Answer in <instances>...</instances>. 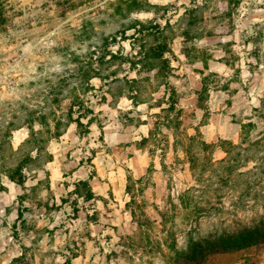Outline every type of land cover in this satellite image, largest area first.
Here are the masks:
<instances>
[{"label":"rangeland","instance_id":"rangeland-1","mask_svg":"<svg viewBox=\"0 0 264 264\" xmlns=\"http://www.w3.org/2000/svg\"><path fill=\"white\" fill-rule=\"evenodd\" d=\"M166 40L167 80L157 58ZM90 66L102 79L88 86L76 73ZM166 84L180 112H162ZM75 96L97 123L71 124L40 156L32 152L29 120L47 131L38 116L66 117ZM167 116L177 129L156 125ZM149 124L160 135L143 143ZM197 131L215 145L214 163L232 143L240 173L264 167V0H0V264H175L190 237L264 217L262 206L248 208L245 186L236 194L243 209L219 221L198 225L172 209L195 184L173 134ZM21 163L22 184L10 177ZM250 255L206 264H264V249Z\"/></svg>","mask_w":264,"mask_h":264},{"label":"trees","instance_id":"trees-1","mask_svg":"<svg viewBox=\"0 0 264 264\" xmlns=\"http://www.w3.org/2000/svg\"><path fill=\"white\" fill-rule=\"evenodd\" d=\"M157 51L160 54L157 57L160 59L159 65H162L160 73H162L167 80V77L169 78L172 75L170 62L165 58L166 54L171 53L168 41L166 40L165 42H162V44L158 46ZM148 58L149 56H145V62L143 61L141 63L143 67H145L144 65L146 64L151 68V65L146 61ZM77 72L78 82H86L88 83V86H90L89 83L94 77L101 78L91 66L88 67L87 70H79ZM127 82L129 84H136L137 80L133 79L128 80ZM165 88L167 92L171 91V96L168 98V108L163 109L162 112L164 114H170L174 111L180 112L177 110L178 102L175 100V91L169 86V84H166ZM76 91L79 90L76 89ZM136 93L137 96H133L132 98L133 102L138 98V91H136ZM54 103L58 104V101L55 100ZM76 114L78 115L77 118H75ZM89 114L93 113L83 102H81L79 96H75V101L67 110L66 117L59 118L57 117L56 112H51L50 114L41 113L40 116H38V122L46 127L47 131L39 133L35 132V118L30 119L27 124L29 138L26 140L25 144L34 143L35 147L32 152L36 151L37 155L40 156L42 152L46 150L47 143L53 138H60L71 124H76L77 129L84 126L82 124L84 119L88 120L86 124L88 129L93 124H96L97 121L88 117ZM50 116H54V126L52 128L47 122V119ZM163 119L165 120L164 124L159 122L156 125L159 126V124H162L170 131L172 125L175 124L176 129L179 126V121L175 118L173 119L170 116H167ZM45 134H47L48 137L45 136ZM156 135H160V133L150 126L149 137L144 139L143 143L157 140ZM173 139L174 145H176V147L180 146L187 156L190 171L195 183L192 187L179 195L178 204H171L173 210L181 209L189 212V215L194 217L195 222L198 225L200 224V219L205 216H211L219 221L224 215L228 214L233 216L234 214L232 212H239L243 209L242 205L244 196L236 195L237 193H240V187L242 188L243 186L246 188L242 192L245 195H250V201L253 202V204L248 205V208L253 209L259 206L264 208V167H261L259 172L240 173V160L237 158V154H235V150H240V148L232 143H226L225 145H228L229 147V149L223 148L226 153V158L220 162L214 163L213 159L211 157L209 158L208 155L213 153L216 147L214 144L205 142L200 132L197 131L195 136H186L184 138H180L173 134ZM32 152L25 157L26 161L34 160L31 156ZM13 154L15 155L16 153L13 152ZM48 158L51 159L52 157L50 156ZM23 170L24 167L21 163L18 165L17 169L15 168L10 171L11 179H16L19 175L17 180L22 184L24 178ZM244 178L247 179V181H244L245 185L243 183ZM77 185V187L86 185L89 188V193L85 196V199H94V194L88 182H79ZM234 196L237 201L233 202L232 200L231 209H229L225 205V200H231ZM128 206L130 207L131 205L128 204ZM131 213L132 216L136 218V211L131 210ZM159 214L164 221V212ZM221 229L222 230L217 231L215 235H210L208 237H190L187 241L186 250H174V263L206 264L211 258L233 253H241L243 259L247 261L251 258L250 251L255 250L256 253H258L264 249V217L262 216L257 217V219L250 224L240 223L234 228L229 226Z\"/></svg>","mask_w":264,"mask_h":264}]
</instances>
